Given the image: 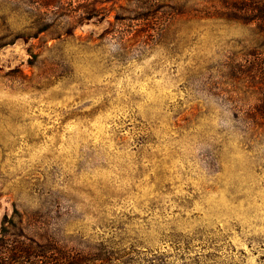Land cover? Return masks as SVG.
Segmentation results:
<instances>
[{"label":"rangeland","instance_id":"rangeland-1","mask_svg":"<svg viewBox=\"0 0 264 264\" xmlns=\"http://www.w3.org/2000/svg\"><path fill=\"white\" fill-rule=\"evenodd\" d=\"M140 1L0 0V237L264 264L262 38L238 0Z\"/></svg>","mask_w":264,"mask_h":264},{"label":"trees","instance_id":"trees-1","mask_svg":"<svg viewBox=\"0 0 264 264\" xmlns=\"http://www.w3.org/2000/svg\"><path fill=\"white\" fill-rule=\"evenodd\" d=\"M46 4L52 5L53 2ZM227 4L231 11H236L232 18L242 20L246 24H255L256 31L264 43V0L227 1ZM260 71L262 70L260 69ZM260 101L262 105L260 111L264 114V98ZM18 213V210L15 209L14 214ZM13 221V218L8 215L3 217L2 236L0 237V264H23L29 259L33 260L34 264H59L61 261L67 264H78L77 260L67 256L66 249L50 236L40 234L39 237H33L31 246H26L24 241L19 239L20 235L16 236L15 241L5 240L6 224Z\"/></svg>","mask_w":264,"mask_h":264}]
</instances>
